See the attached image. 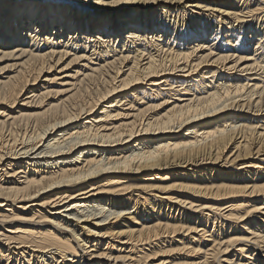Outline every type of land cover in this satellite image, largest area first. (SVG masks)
I'll return each instance as SVG.
<instances>
[{
  "label": "bare ground",
  "instance_id": "6f19581e",
  "mask_svg": "<svg viewBox=\"0 0 264 264\" xmlns=\"http://www.w3.org/2000/svg\"><path fill=\"white\" fill-rule=\"evenodd\" d=\"M5 60L0 262L264 264V0H0Z\"/></svg>",
  "mask_w": 264,
  "mask_h": 264
},
{
  "label": "rangeland",
  "instance_id": "374dc122",
  "mask_svg": "<svg viewBox=\"0 0 264 264\" xmlns=\"http://www.w3.org/2000/svg\"><path fill=\"white\" fill-rule=\"evenodd\" d=\"M7 62H9V61H1L0 62V66L1 67H3V66H5L6 64H7ZM76 70V68L74 67H72V69L70 70V72L71 73H73L74 71ZM68 74H70V73H68ZM244 161H246V160H242V161H239V162H237V163H241V162H244ZM262 165V167L264 168V165L263 164H261ZM188 167H190L189 169V172H187V171H184V172H186L185 174L186 175H178L177 173H180V171H182V169H176V170H172V171H166V170H162L161 172H163V173H166V172H171V173H173V174H175L174 176L172 175V176H170V175H168L169 176V178L166 180V183L165 184H173V183H183V184H185V183H190L191 182V180H192V177H193V171L194 170H196L195 169V167H191V166H188ZM207 168V170H204V169H206ZM208 168H212V167H210V165H206V166H203L202 167V169L204 170V172L205 173H208ZM214 169L216 170V172H213V174H210L208 177H212L213 179H215V180H217L216 182H214V183H216V184H222V183H227L228 182V178H230V177H234V178H240V179H243V181L244 180H247V179H249V180H252L253 179V173H251L253 170H251V172L249 173H247L246 171H240V174H242L241 176H238V177H236V173H239V171H237V169L236 168H232V166H230V168H229V166H214ZM156 172H158V171H156ZM234 173H235V175H234ZM261 176V174L258 172V177H260ZM137 179H139V178H137ZM141 179H146V178H141ZM158 194H161V195H164V194H162V192L161 193H158ZM6 208H8V206L6 207ZM5 208V209H6ZM9 209V208H8ZM167 209H168V207H167ZM166 209V210H167ZM180 209H181V207H180ZM180 209L178 208V209H175L174 211L175 212H173L174 214H175V216H177V217H181V216H183V214L182 213H179V211H180ZM171 212H172V210H171ZM185 218H186V215H185ZM184 218V219H185ZM217 222V221H216ZM220 222H218L216 225H218ZM188 225H192L191 223H187ZM213 221L212 222H210L208 225L210 226V229L212 230V226H213ZM9 225H16V226H18V227H21V226H23V225H26V224H21V223H18V222H12V223H8V224H6V226H5V229L6 230H10L11 229V227H8ZM46 226H47V224H45ZM49 225V224H48ZM48 227V226H47ZM107 228V226H103V227H101L100 229H97L98 231H100L101 232V234L104 232V230H105V228ZM108 227H110V225H108ZM100 234V233H99ZM197 233L196 232H193V231H191L190 232V235L189 236H194V235H196ZM177 235V234H176ZM176 235H174V237L175 238H177L178 239V237H176ZM179 235H181V234H179ZM207 237H209V236H207ZM96 239H102L101 240V243H100V246H102L103 248H106V247H108V242H110V244H120V242H117V240H118V238H115V239H110L109 238V236L108 237H106V236H104V237H102V238H100V237H97ZM168 239H170V238H168ZM167 239V240H168ZM184 239H186V236H185V238ZM186 241L188 242V239H186ZM96 242H97V240H96ZM174 244V246H176L175 244L176 243H173ZM122 245L120 244L119 245V248L121 247ZM127 245H125V246H122V248H124V247H126ZM92 249V248H91ZM127 250H125L126 252H124V253H122V254H125V253H127V251L130 249L129 247H127L126 248ZM81 250V249H80ZM83 250H81V253H83L84 255L86 254V251H83ZM101 251V250H100ZM184 251H181L180 253L179 252H176V251H173L171 254H169L170 252H168V253H165V254H161L160 256H156V258H151L150 260H148V262H147V264H151V262L152 263H156V264H159V263H161L163 260L164 261H166V262H164V264H167L168 263V261H170V260H172V259H174V258H182V257H184V253H183ZM164 255V256H163ZM89 258V257H88ZM88 258H85L84 259V261H88L89 259ZM261 259H264V258H261ZM153 260V261H152ZM160 261V262H159ZM92 262V261H91ZM90 262V263H91ZM106 260H103L102 261V264H106ZM115 262V261H114ZM114 262H111V264H114ZM120 262H123V261H117V262H115L116 264L118 263V264H120ZM0 264H7L6 262H0ZM22 264H23V262H22Z\"/></svg>",
  "mask_w": 264,
  "mask_h": 264
},
{
  "label": "snow or ice",
  "instance_id": "6c2138e0",
  "mask_svg": "<svg viewBox=\"0 0 264 264\" xmlns=\"http://www.w3.org/2000/svg\"><path fill=\"white\" fill-rule=\"evenodd\" d=\"M96 2H97V3H102L103 0H96ZM121 2H122V0H111V3H112L113 5L118 4V3H121Z\"/></svg>",
  "mask_w": 264,
  "mask_h": 264
}]
</instances>
